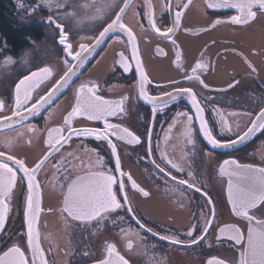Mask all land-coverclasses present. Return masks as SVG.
<instances>
[{
	"label": "flooded vegetation",
	"instance_id": "obj_1",
	"mask_svg": "<svg viewBox=\"0 0 264 264\" xmlns=\"http://www.w3.org/2000/svg\"><path fill=\"white\" fill-rule=\"evenodd\" d=\"M152 1L154 4L151 8L155 13L157 27L161 31H166L168 27H172L175 11L180 10L176 7L177 0L172 4L171 11L163 7L167 0ZM117 2L119 3L121 0ZM180 2L184 4L185 0H180ZM204 3L203 0H192L185 9L186 11L182 12L179 28L170 33L169 38H164L151 29L147 22L148 15L146 13L148 10L143 1L136 0L135 3H132L131 8L127 10L124 16V22L136 34L139 58L151 81L145 86V90L150 96L160 97L162 102H167L162 111L157 110L154 115L152 105L139 95L138 82L140 76L137 71L136 60L132 58V47L128 43L126 33L115 32L110 33L105 38L104 42L92 53L90 59L81 67V70L72 77L70 86L58 93L51 104L41 109L39 114L29 117L28 120L17 126L0 131V141H3L5 137L14 140L11 150L6 149L9 154L25 159L28 164L30 162L29 165L31 166L47 150L45 141L47 140L48 129L65 127L64 117L75 105L76 91L81 83H96L99 86L96 94L106 100L119 101L127 97L123 103L124 111H118L115 116H110L107 120L109 123L127 127L141 137V143L129 144L126 141L117 140L115 137H111V139L117 145L122 170L130 173L133 179L149 192V196L145 197L132 189L125 177L133 213H127L125 209L117 210V212L110 214L109 219L99 225L95 221L85 224L80 221H71L70 218L66 223L61 216L58 220L63 229L66 230L69 226L72 228V232H65L69 244L68 250L71 253L67 260V262L69 261L68 264H85L88 263L87 260L95 259L98 256L96 249L99 248V237L101 236L112 238L122 245L126 253L125 256L131 264H197V261L202 262L208 255L218 251L219 248L225 250L233 248L232 242L223 238L219 233L217 234V230L221 224L239 227V219L231 213L229 202L224 201L222 193L213 185L212 164L208 159L209 157L216 160L238 157L245 161L257 162L260 160L264 163V129H261L255 137L246 143L235 146L233 149L212 148L201 135L195 113L190 106V98L187 95H180L173 101L163 96V93L175 94L174 89L177 87L192 88L197 93V99L201 106L205 108V116L213 135L222 141L235 140L239 132L245 130L249 125L255 113L264 106V62L259 68L258 63L252 58V52L244 50L242 43L245 42V34L243 31L240 32L241 34L239 33L240 36L237 37L236 42L227 36L236 32V30H232L235 27L247 26L246 30L252 31L248 27L251 23L233 25L224 21V23L215 25V27H208L205 30L203 25L211 21L210 19L233 14L231 9L209 8ZM191 7H193L191 13L185 17L186 12ZM197 14L199 16H196ZM262 18L264 19V17ZM261 25L263 26L262 32L258 35L264 43V22ZM104 26H106L105 20L100 19L95 20L90 28L79 27V29L68 30L67 32L71 42L78 41L79 44L90 45ZM219 30L222 31L215 32ZM180 39L189 42L191 54L188 53V56L182 52ZM173 40L176 41L175 44L172 43ZM250 50L257 52L254 47ZM239 51L246 56V59L241 56ZM178 52L180 53L179 64L182 67L177 65ZM87 53L85 52L83 55L87 56ZM120 53H124L128 71H125L120 63ZM202 54L203 58L210 64L209 68L201 74V79L209 85L208 88H204L197 80L188 81L184 79L185 72L191 74V68L202 58ZM48 58L61 59L60 68L63 72L59 71L57 76L54 75L43 94L67 71L64 60L69 59L70 65L73 63L70 58L66 57L63 48L58 46L55 40V45L47 44V47L45 46V50L39 54L35 65L27 72ZM156 61H160L163 65L161 69L151 65ZM248 62H251L255 67V72L251 71ZM222 66L232 67L228 69L232 71L227 73L221 68ZM218 67L220 71L216 70ZM24 74L27 73H23L21 76ZM18 78L16 77L13 82L0 81V97L4 100L5 112L8 114L11 112L10 89ZM234 80L238 83L234 87L228 88V84L233 83ZM172 81L178 83L173 84ZM36 94L37 92L34 95ZM41 94L39 93V95ZM37 97L34 96L33 100ZM184 112L194 118L191 126L196 140L195 147L188 145L186 137L183 135L187 120L186 117L178 116V113ZM234 113L236 115H233ZM221 116L232 126L231 133L226 130L221 131ZM237 124L239 128H237ZM104 126V120H88L84 116H76L72 120V127L76 129L103 130ZM149 129L152 133L151 155L147 154ZM65 135H67L66 127ZM166 136L167 139H165ZM29 141L31 142L29 143ZM70 151L78 153L84 161L83 166L80 165L79 161L75 162L79 169L78 174L85 173L92 165H95L94 171L108 172L115 168V157L112 156L111 148L106 140H99L94 135L73 136L70 143L61 150V153L50 158L38 174L37 180L41 185L43 195L54 192L52 194L54 196L58 192V199H62L60 185L64 183L65 173L62 168L58 171L54 165H56V159L59 155ZM162 152L175 162L181 163L184 171L177 172L170 165H165L160 159ZM97 154L103 158L102 165L96 164ZM153 160L165 167L171 176H176L177 181H173L171 176L158 173L152 164ZM9 163L10 166L14 167L11 162ZM189 171L192 173V177L187 175ZM115 174L119 176V173ZM20 175L22 173H17V185L20 184V189L19 195L15 199L16 205L12 207V213L7 218V224L0 232V251L15 236H18L21 241L24 240L25 233L20 208L26 182L21 183L19 181ZM180 179H187L196 187H200L202 192L206 191L213 202L212 205L206 203L208 197L203 196L202 192L198 193L194 189L187 188L186 185H179ZM48 185H51L52 188ZM117 187L118 185H114L113 190L115 191ZM149 198H158L160 201L153 200L149 204ZM213 207L215 209L213 225L208 233L204 234L202 233L203 224L200 216L202 212L210 216ZM118 217H123V221L119 220ZM113 220L116 222L113 223ZM137 220L146 227L140 228ZM39 224L42 223L39 222ZM192 225H197L194 237L205 235V239L196 245H174L159 238V235L175 234L187 242L190 238L186 236V233ZM147 228L153 229V232L159 233V235H153L146 230ZM122 229L123 231H121ZM129 241L132 242L131 249L128 248ZM85 252L88 255H84ZM49 259L52 264L55 261L54 255H50Z\"/></svg>",
	"mask_w": 264,
	"mask_h": 264
},
{
	"label": "snow or ice",
	"instance_id": "obj_2",
	"mask_svg": "<svg viewBox=\"0 0 264 264\" xmlns=\"http://www.w3.org/2000/svg\"><path fill=\"white\" fill-rule=\"evenodd\" d=\"M190 3L191 0H188V4H182L180 0H177L176 7L186 9ZM217 6L230 7L237 10L238 14L230 18V23L233 25H247L257 19L258 11L264 13V0H221L219 5L213 3L208 4V7ZM57 7H62V5H57ZM85 7L88 6L86 5ZM91 7L94 11L91 15L86 17V19L92 21L104 19L106 26L103 27L102 31H100L99 35L95 38L94 46L81 43L79 45V50L73 48L69 33L65 31L64 26L53 21L52 18L49 17V23H54L59 30L58 44L63 46L66 57L71 58V61L78 62L70 65L69 59H65L64 64L67 71L64 72L59 80H56L50 88H48L45 94L38 95L35 100H33V90L53 76V69L49 66L41 67L37 71L31 72L30 75H26L20 79L15 85V104L10 114L5 112V103L3 100H0V128H12L13 125L19 124L28 120L29 117L39 114L41 109L51 104L54 97L59 92L70 86L72 77L76 75V69L85 63L86 57L83 53L88 52L90 49L94 50V47H98L102 44L110 33L115 32L126 33L128 43L132 47V58L136 60L137 71L140 76L138 82L139 95L152 105V112L154 115L157 110L162 111L163 107L167 105L166 101L162 102L160 97L150 96L145 90V86L150 84L151 81L139 58L136 34L133 29L124 22V16L131 7L130 0H121L119 3L117 0H93ZM163 7L171 11L172 0H167V3L164 4ZM146 14L148 15L151 29L164 38H169V34L176 31L181 24L182 10H177L174 14L172 27H168L166 31H161V29L157 27L155 13L151 8L150 0L149 11ZM67 15H73V13L69 12ZM81 22V20H77V23ZM221 23H224V21L217 19L214 21L212 27ZM172 43L175 44L176 41L173 40ZM213 43L215 42L213 41ZM179 60L180 53L178 52L177 65L178 67H182V65L179 64ZM120 63L124 67V70L128 71V64L126 63L124 53H120ZM248 65L251 71H256L251 62H248ZM209 66V62L203 58L202 54V58L191 68V74L185 72L184 79L188 81L197 80L204 88H208L209 85L201 79V74L208 69ZM172 83L176 84L178 82L172 81ZM236 83H238V81L234 80L233 83L228 84L227 87L232 88ZM98 87L99 86L94 82H86L79 85L76 91L75 105L64 117V126L67 129V135H65V127L48 129L47 140L45 141L47 150L33 165L30 166L25 159L17 158L15 155L0 151V229L4 228L6 222L9 212V201L18 181L17 173H22V175L19 176V181L21 183L25 180L27 182V196L24 210V218L27 224V249H22L19 245L9 247L6 251L0 253V264H49V259L46 257L45 251L41 247V234L38 229V221L43 209L40 199L41 185L37 180V176L46 162H48L50 158L56 157V154L61 153V150L65 145L70 143L73 136L94 135L99 140H106L111 148L112 156L115 157V168L108 172L94 171L93 168L95 165H92L84 175H80L78 174L79 169L75 162L79 161L80 165L83 166L84 161L78 153L70 151L66 154L59 155L54 167H57L58 171L62 168L65 173L64 183L60 185L63 200L60 213L66 223L70 218L71 221H80L85 224L95 221L97 225H99L109 219L110 214L117 212V210L125 209L127 213H133L125 177L127 182L131 184L132 189L138 191L145 197L149 196V192L142 188L136 180L133 179L130 173H126L122 170L117 145L113 143L111 139V137H115L117 140L126 141L129 144L141 143V137L130 131L127 127H122L120 124L109 123L107 120L108 117L115 116L118 111H124L123 103L127 97L119 101L106 100L102 96L96 94ZM174 93L175 94L164 92L163 96L173 101L180 95H187L190 98L192 107L195 109V118L200 122V131L212 148H231L237 142H243L253 133L264 129V108H260L255 118L250 120L246 130L239 132L236 140L222 141L217 139L216 136L213 135L212 129L209 128L208 121L204 116L205 108L201 106L200 101L197 99V93L190 87H177L174 89ZM233 115L236 114L234 113ZM76 116H84L88 120H104V129L73 128L72 120ZM178 116L186 117L187 124L183 135L186 137V143L195 147L196 140L191 126L194 119L193 116L188 115L186 112L178 113ZM220 128L222 132L225 130L229 133L232 132V126L222 116L220 118ZM237 128H239L238 124ZM151 134V129H149L147 133L148 155L152 154ZM165 139H167V136ZM30 142L31 141H29V143ZM0 143H3L6 148L11 150L14 140L5 137ZM92 151L95 152V150ZM160 159L165 165H170L171 168L175 169L177 172L184 171L182 164L169 158L166 153L162 152ZM9 162H11L14 167L10 166ZM96 164H103V158L99 157L98 154ZM152 164L158 173L171 176V173L166 171V168L162 167L161 164L157 163L155 160L152 161ZM115 173H119V176ZM219 174L220 176L227 175L229 177L227 193L231 211L237 217H241L248 221L246 240L245 234L235 225H225L219 229V232L221 235L227 233L228 239L234 241L236 245L241 246L237 264H264V219L257 218L253 211L256 210L264 214V167L241 164L236 159H225L219 165ZM187 175L192 177L190 171ZM171 179L177 181L176 176H171ZM178 184L186 185L187 188L194 189L195 192H202L200 187H196L195 184L190 183L187 179H180ZM114 185H118L115 191L113 190ZM202 195L208 197L206 191L202 192ZM206 203L212 205L213 202L210 197H208ZM49 211H51V209H49ZM214 218V207L211 210L210 216L203 212L201 213L200 220L203 224L202 233H208L213 225ZM118 219L123 221L124 218L118 217ZM133 219H135V216H133ZM115 222L116 221L113 220V223ZM137 224H139V227L142 229L146 227L144 224L140 223L139 220H137ZM146 230L153 235H159V233L153 232L151 228H147ZM196 230L197 225H192L189 228L186 236L190 239L187 242L181 240L175 234L159 235V238L161 240H167L174 245H196L205 239V235L203 234L199 237H194V232ZM121 231H123V229ZM128 248H132L131 241L128 243ZM29 252L31 253L30 256L27 254ZM107 253V258L99 261V264H129L128 260L117 251L115 244L107 245ZM84 255H88V253L85 252ZM52 264H55V261H53ZM208 264H226V261L213 258L208 261Z\"/></svg>",
	"mask_w": 264,
	"mask_h": 264
},
{
	"label": "rangeland",
	"instance_id": "obj_3",
	"mask_svg": "<svg viewBox=\"0 0 264 264\" xmlns=\"http://www.w3.org/2000/svg\"><path fill=\"white\" fill-rule=\"evenodd\" d=\"M135 1L136 0L130 1L131 6H132V3H135ZM15 2H16L17 7L19 8V12H17V14L19 13V15L17 17H19V19L22 22L26 20L27 21L26 23L29 26L36 25L38 28H40L41 33H42V36H41L42 39L37 40V39L29 38L30 39L29 44L26 47L20 49V51H16L14 53L13 52L6 53L5 51L3 52L2 47H4L5 45H3L2 40H0V81L1 82H6V81L13 82L16 79V77L18 78V76H21L23 73H29L31 70L29 72L27 71L35 65V62H37V59L39 58V54L45 50V46L47 47V44L55 45V40L57 44V37L59 34L58 29L49 25L48 23H45L44 17H42L44 14L46 15V13H49V11H51L53 13L52 16H55V18H57L60 22H62L66 26L67 30L65 29V31L79 29V27L90 28V26H92L94 23V21L86 19V17L91 15L92 12L94 11V9L91 7V5L93 4V0H15L14 3ZM57 5H62V7H57ZM86 5L88 7H85ZM69 12L73 13V15H67V13ZM196 16H199V15L197 14ZM78 19L81 20L82 22L77 23ZM258 19L255 20L254 22H251V24L248 25V27H250L252 31H247L246 30L247 26L235 27L232 30H236V32H233L227 36L228 38L231 37L236 42L237 37L240 36L241 34L240 32L243 31L245 34L244 35L245 42L242 43V45L244 46L243 48L244 50L247 49L248 52H250L249 48L254 47V50H256L257 52L252 51V58L254 59V61L258 63V67L260 68L262 66L261 63L264 62V43L261 41L262 39H259V35L255 33V31L253 30V26L256 28L262 29L263 26L260 24V22L264 19L263 18L259 20ZM205 38L207 37L205 36ZM227 41H230V40H227ZM53 47H56V46H53ZM52 59L55 60L57 58H48V60H44L41 63L48 62V61L51 62ZM60 63H61L60 61L59 63L53 62V66L55 68L57 67L56 74H58L59 71L61 73L63 72L62 68H60L61 67ZM221 64L223 63L221 62ZM221 68L225 70V72L227 73H230L232 71V70H228L229 68H232L229 66H222ZM24 75H27V74H24ZM208 160L212 164L213 168L216 162L218 161L215 158L213 159L210 157ZM258 161L260 160H257V162ZM260 162L263 163L262 161ZM214 181L217 182L215 178H214ZM47 192L49 191L47 190ZM48 194L52 196L53 193L49 192ZM46 196L47 194L42 195L41 200L43 201V205L47 204L48 206H50V208L53 207L54 203L57 201L50 202L49 198ZM57 199L55 198L54 200H57ZM149 200H150L149 204L153 200L160 201L158 198H155V199L149 198ZM57 210L58 212L60 211L59 209ZM59 216L61 218V215ZM59 216L58 214H54L52 212H44L43 217H41L40 219L41 221H39L43 223L41 226V230H45V232H48V233L50 232V234L52 233L53 228L55 230H58L57 228L58 224H57L56 219H59ZM238 223L243 224V222L240 219L238 220ZM49 226H50V229H49ZM57 232L58 233L60 232V239L58 241L57 240L56 241L53 240V241L54 243H56V245L58 246V250H59L60 248L67 246L68 240H67V233L63 234V232L59 230ZM101 237H104V236H101ZM99 238L97 237V240ZM105 239H108V238H105ZM117 245L119 247V250L120 251L122 250V252L125 255L126 253H125V250H123L122 245L118 243ZM221 250L228 251L223 248H219L218 251L222 255L226 253ZM218 251H216L215 253H218ZM66 252H67V248L65 251H61V250L57 251L58 259H60L59 264L69 263V261L67 262V260L70 254ZM224 256L225 258L228 257L227 255H223V257ZM90 260L91 259L87 260L86 262H89ZM197 263L199 262L197 261Z\"/></svg>",
	"mask_w": 264,
	"mask_h": 264
},
{
	"label": "water",
	"instance_id": "obj_4",
	"mask_svg": "<svg viewBox=\"0 0 264 264\" xmlns=\"http://www.w3.org/2000/svg\"><path fill=\"white\" fill-rule=\"evenodd\" d=\"M130 1H131V0H130ZM140 1H143V2H144V5H145L146 9L149 11V0H140ZM191 1H192V0H191ZM203 1L205 2L204 4H205L206 7L208 6L209 3H213V4H217V5H219V4L221 3V0H203ZM150 3H151V6H153L154 1L150 0ZM174 3H175V0H172V4H174ZM187 3H188V0H185L184 4H187ZM209 8H216V9H218V8L232 9V10L234 11V13H232L233 15H237V14H238V12H237L236 9H233V8H230V7H219V6H217V7H209ZM180 10H182V12H185V11H186L185 9H180ZM233 15H229V16H227V17L212 18V19H210L211 21H209L207 24H204V25H203V28H204V29H208V27H212L214 21H216L217 19L230 23V18H231ZM49 17H51L53 21H56L52 16L47 15L46 18H44L45 23H49ZM262 17H264V13H261V12L258 11V12H257V19H258V18H259V19H262ZM56 22L59 23L58 21H56ZM147 22L149 23L148 17H147ZM262 22H264V21H262ZM262 22H260V23L262 24ZM250 23H251V22H250ZM51 24H52L53 27L56 28V26H55L54 23H51ZM60 24H61V23H60ZM253 30H254L255 33H257V34H259L260 32H262L261 29L256 28V27H253ZM58 33H59V30H58ZM58 36H59V34H58ZM70 42H71V41H70ZM71 43L73 44V48H74L75 50H79V45H80L79 43H80V42L75 41V42H71ZM57 44H58V37H57ZM94 44H95V41H94L93 43H91L89 46H94ZM58 45H59V44H58ZM59 46H60L61 48H63V46H61V45H59ZM96 49H97V47H94V50L90 49V50L88 51L87 56H85V57H86L85 63L90 59L92 53H94V51H95ZM245 50H247V49H245ZM249 50H250V48H249ZM247 51H248V50H247ZM63 52H64V51H63ZM250 52H252V50H250ZM239 53L241 54V56H242L243 58H246V56H245L242 52L239 51ZM70 59H71V58H70ZM55 60H56V61H55ZM55 60L52 59L51 62H50V61H48V62H43V63H41L40 65H38L37 68H35V69L31 70L29 73H27V75H30L31 72L37 71L39 68H41V67H45V66H49V67H51V68L53 69V76L50 77L48 80L44 81V82H43L38 88H36V89L33 90V93H32L33 97H34V96H37V95H38V91H39L40 89H42L43 87H45L46 84L51 83V80H52V78L54 77V73H55L56 70H57V67L55 68L56 70H54L53 62H54V63H59V61H61V59H58V60L55 59ZM247 61H248V60H247ZM77 62H78V61H73L72 64H75V63H77ZM85 63H84V64H85ZM84 64H83V65H84ZM83 65H82V66H83ZM82 66H81V67H82ZM81 67H79L78 69H76V73H77L78 71L81 70ZM56 73H57V72H56ZM56 75H57V74H56ZM24 76H26V75H24ZM24 76H22V77H20L19 79H17L15 83L17 84V83L19 82V80L22 79ZM59 79H60V78H58L57 80H59ZM16 84H15V85H16ZM15 85H14V86L12 87V89L10 90V94H11V97H12V98H11V102H10V104H11V109L14 107V104H15ZM36 92H37V94L34 95ZM59 93H60V92H59ZM56 96H57V95H56ZM56 96H55V97H56ZM55 97H54V98H55ZM0 100H3V98L0 97ZM46 106H47V105H46ZM190 106L192 107L191 100H190ZM192 108H193V107H192ZM262 108H264V107H262ZM259 110H260V109H259ZM259 110L257 111V113L259 112ZM193 111H194V113H195V109H194V108H193ZM257 113H256V114H257ZM256 114H255V116H256ZM204 116H205V113H204ZM254 118H255V117H254ZM254 118H253V119H254ZM205 119L207 120V117H205ZM196 121H197L198 128L200 129V122H199L198 119H196ZM21 123H22V122H21ZM19 124H20V123H19ZM17 125H18V124H15V125H13V127H15V126H17ZM3 130H8V128H0V131H3ZM245 130H246V129H245ZM259 131H260V130H258L257 132L253 133L252 135H250V136H249L246 140H244L243 142H237V143L234 144L231 148H217V149H223V150H225V149H233V148H235V146H238V145L244 144V143H246V141H248V140L252 139L253 137H255V135H256ZM201 135H202V137L204 138L202 132H201ZM236 139H237V137L235 138V140H236ZM205 141H206V140H205ZM206 143L208 144L207 141H206ZM0 145L3 146L5 149H7V148L4 146L3 143H0ZM208 145H209V144H208ZM1 146H0V149H3V148H1ZM209 146L211 147V145H209ZM0 151H4V152H6L7 154H9L8 150H0ZM225 159H236V160H237L239 163H241V164H251V165H253V166H255V167H264V164L261 163L260 161H258V162H255V161H245V160L240 159V158H238V157H236V158H235V157H227V158H225ZM225 159L218 160V161L216 162L214 168L212 167V171H213V174H212V182H214V185L217 186L219 192L222 193L224 201L228 202V193H227V189H228V180H229V177H228L227 175H225V176H220V174H219V165H220ZM84 174H85V173L80 174V175H84ZM214 178L216 179L217 182L214 181ZM25 182H26V180H25ZM44 187H47V185H44ZM19 189H20V184L16 185V187L13 189V193H12L11 199H10V201H9V212H8V214H7V218H8V216H10L11 213H12V212H11L12 207H13L14 205H16V201H15V199H17V197H18V195H19V194H18ZM24 190H25V191H24V195H23V198H22V206H21V210H22V212H23V213H22V223H24V233H25L24 240L21 241V240L19 239L18 236L13 237V239L10 240V241L6 244V246H4V247L2 248V250L0 251V253H2L3 251H6L9 247H11V246H13V245H19V246L22 247V249H27V236H26V233H27V224H26V221H25V218H24L25 200H26V196H27V182L25 183ZM51 193H54V192H51ZM56 194H57V193H56ZM42 195H43V193H42V189H40V199H42ZM56 196H57V195L50 196V194L46 196V197L49 198L50 202L57 201V202L54 203L53 207H51V208H50V206H48L47 204H44V205H43V201L41 200V207H42V209H43V212H42L43 214H44V212H52V213L57 212V214L60 215V214H59L60 211H59V213H58V210H57V209H60V208L62 207V205H63V200L57 199ZM48 198H46V199H48ZM55 198H56L57 200H54ZM229 205H230V203H229ZM54 206H55V208H54ZM49 209H51V211H49ZM230 211H231V205H230ZM253 211L255 212L257 218L264 219V214H262V213H260V212H257L256 210H253ZM42 213H41V215H40V217H39V221H40L41 217H43V214H42ZM231 213H233V212L231 211ZM233 214H234V213H233ZM234 215H235V214H234ZM235 216H236V215H235ZM236 217H237V216H236ZM7 218H6V222H7V220H8ZM237 218L240 219V220L243 222V224H239V228H240L241 231L245 234V240H246V237H247V230H248V221L245 220V219H243V218H241V217H237ZM39 221H38V229H39V232H40V234H41V239H40L41 247L44 249L45 254H46V257L49 259V253H48L49 246H48V245H52V246H53L52 248L55 250V252H56V250L58 249V246H57L56 244L53 243L54 241H53L52 236H51L52 233L50 234V232L48 233V232H45V230H41V226H42L43 223L40 225V224H39ZM6 222H5V225L7 224ZM5 225H4V226H5ZM225 225H227V224H221V225L218 227L217 234H218V233L220 234L219 229H220L221 227H224ZM49 229H50V228H49ZM1 231H2V229H0V232H1ZM220 235H221V234H220ZM221 236H223V238L228 239V234H227V233H225V234H223V235H221ZM46 237H47V238H46ZM105 238H108V237H105V236H104V237H101V238H100L99 248L96 249V252H98V256H97L95 259L89 261V262L86 263V264H99V261H101V260L107 258V256H108V253H107V245H108V244H115V245H116V249H117V251L120 253V255L124 256L125 259L128 260V259L126 258V256L124 255V253L122 252V250H121V251L119 250V247H118L117 242H116L115 240H113L112 238H108V239H105ZM228 240H230V239H228ZM230 241L232 242L231 245H233V248H229L228 251L221 250V251H223V252L226 253V254H223V255H227L228 257H226V258H225V256L223 257V255L218 251V253H213V254L208 255V256H207L202 262H199V263H197V264H208V261H209V260H212L213 258H216V259H222V260L226 261V264H237V262H238V260H239V252H240L241 246H240V245H236L235 242L232 241V240H230ZM66 248H67V246L64 247L65 250H66ZM27 254H28L29 256L31 255L30 252L27 253ZM57 262H58V264H59L60 261L57 260ZM128 262H129V264H131L130 261H128ZM49 264H51V263H50V260H49Z\"/></svg>",
	"mask_w": 264,
	"mask_h": 264
},
{
	"label": "trees",
	"instance_id": "obj_5",
	"mask_svg": "<svg viewBox=\"0 0 264 264\" xmlns=\"http://www.w3.org/2000/svg\"><path fill=\"white\" fill-rule=\"evenodd\" d=\"M15 0H0V40L2 51L16 52L26 47L31 39L41 40V30L36 25L29 26L24 20L23 22L17 17L19 8ZM25 12V11H24Z\"/></svg>",
	"mask_w": 264,
	"mask_h": 264
},
{
	"label": "bare ground",
	"instance_id": "obj_6",
	"mask_svg": "<svg viewBox=\"0 0 264 264\" xmlns=\"http://www.w3.org/2000/svg\"><path fill=\"white\" fill-rule=\"evenodd\" d=\"M193 7H191L187 12H186V15H185V17H187L190 13H191V9H192ZM220 31H222V30H219V31H215L216 33H219ZM224 31H226V30H224ZM180 43H181V47H182V52L186 55V56H188V53L189 54H191L190 53V50H189V46H188V44H189V42L187 41V40H185V39H180ZM151 65L154 67V68H158V69H161L162 67H163V65L161 64V62L160 61H156V62H153V63H151ZM54 70H55V67H54ZM216 70H219L220 71V68L218 67ZM215 70V71H216ZM56 72H57V70H56ZM56 72L54 73V75H56ZM50 84V83H49ZM49 84H46L45 85V87H43L42 89H40L39 91H38V94L40 93H44V90L49 86ZM57 195V194H56ZM56 197H58V195L56 196ZM54 214H57V212H55ZM59 219H60V217H59ZM56 221H57V224H58V230L59 231H61V232H63V234H65V232L66 231H70V232H72L71 230H72V228L69 226V227H67L66 228V230H64L62 227H61V225H60V222L58 221V219H56ZM49 228H50V226H49ZM58 230H55L54 228H53V231H52V238H53V240H59L60 239V232L58 233L57 231ZM59 250H61V251H65V249H64V247H62V248H60ZM69 251V250H68ZM68 251L66 252V253H68ZM57 253V252H56ZM70 253V252H69ZM58 254V253H57ZM71 254V253H70Z\"/></svg>",
	"mask_w": 264,
	"mask_h": 264
}]
</instances>
